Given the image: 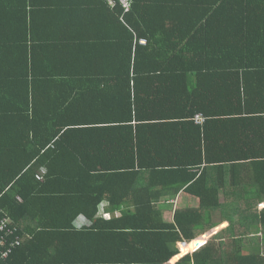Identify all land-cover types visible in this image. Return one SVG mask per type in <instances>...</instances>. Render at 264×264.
Instances as JSON below:
<instances>
[{
	"label": "trees",
	"instance_id": "trees-1",
	"mask_svg": "<svg viewBox=\"0 0 264 264\" xmlns=\"http://www.w3.org/2000/svg\"><path fill=\"white\" fill-rule=\"evenodd\" d=\"M120 12L0 0V207L22 225L0 264H264V0H133L126 24ZM90 26L112 43V74H77L79 95L55 90L71 99L43 111L44 89L75 76L42 70L44 43ZM95 82L113 90L96 100ZM181 191L195 206L159 201ZM104 197L118 216L98 214Z\"/></svg>",
	"mask_w": 264,
	"mask_h": 264
},
{
	"label": "crops",
	"instance_id": "crops-1",
	"mask_svg": "<svg viewBox=\"0 0 264 264\" xmlns=\"http://www.w3.org/2000/svg\"><path fill=\"white\" fill-rule=\"evenodd\" d=\"M80 16L88 17L85 14H81ZM85 21L86 20H84L83 22ZM81 24H83L82 21H81ZM88 28L92 32V35L88 31H84L79 36L71 37L66 41V43L65 41L63 42L65 44H60L58 46H55V45L52 46V44L50 43H44V45H48L52 49L48 50V55H47L48 59L44 63L42 70L44 72H47L50 70L66 72L68 74H72L75 76L68 77V82L66 84L56 83L61 88L60 87L56 88L55 84H52V85H49L48 87L49 89H44L45 91L51 90L52 92L49 94L46 93L42 95L40 98H37L41 102L40 105L43 111H48V107L53 103H56L57 105H65L71 99L70 97L68 100L63 101L62 98H63L64 92H61V93L58 92V95H57L56 94L57 92H55V90L61 89V90L66 91V90L72 89L71 90L72 96L79 95L78 94L79 91L82 90V85H81L82 78L80 77L76 78L77 74L96 73L98 74V76H96L97 77L96 79H100L101 78L100 75H102L103 73L107 75L112 74L113 68H114L112 67V60L114 59V56H113L114 48H112L111 46L112 43L107 42V41L101 42V40L99 39L100 37L94 36L95 34H97V30H95L91 26ZM29 43L36 44V40H31L29 41ZM107 43H109V46ZM87 60L92 61L93 65L91 67L84 66V63ZM96 62L100 63V65L97 66ZM90 90L92 91V93H94V95H96V100H99L101 96L105 95L106 97L107 93L113 89H111V83L108 85L106 82L104 84L95 82L93 86L90 87ZM99 91H103L105 93L102 92L103 93L102 95V93H99ZM30 100L32 103H34L35 98H31ZM38 100H36L35 103H37ZM30 106H32V104ZM101 201L102 202L99 207L100 214L98 212L100 216L107 217V216H113V215L118 216L119 215L118 212H113V211L110 213L106 212L107 210H105V207H107L108 205V202H109L108 198L104 197L102 198ZM159 201L160 202L167 201L168 203H173V208H178L182 206H189V207L195 206L197 199L194 196L187 194L184 191H181L175 197H169L166 200H164V198H159ZM187 201H191V204L188 205ZM173 212L174 211H171V210L166 211L163 216L164 220L168 222L173 221ZM241 217L242 216L240 214H236L233 217H231L230 220L235 221V220L240 219ZM225 222L228 223V221H225ZM85 223H88V222L87 221L85 222V220H82V217L80 219H77V221L75 222L77 227H81ZM204 230L203 229L197 230L195 232L196 237H201V235L204 232L207 233L211 237L214 233H216L220 229L214 228L213 230H210V231H207V230L204 231ZM182 247H187V246L184 245Z\"/></svg>",
	"mask_w": 264,
	"mask_h": 264
},
{
	"label": "built area",
	"instance_id": "built-area-1",
	"mask_svg": "<svg viewBox=\"0 0 264 264\" xmlns=\"http://www.w3.org/2000/svg\"><path fill=\"white\" fill-rule=\"evenodd\" d=\"M112 8L118 6L121 9L119 19L123 23H127L125 15L131 10L133 0H106ZM140 44H145V39H138ZM194 122L202 124L204 117L202 114H195L192 118ZM100 214V212H99ZM21 223V222H20ZM19 222L12 220L5 211L0 207V263L7 259L13 250L21 244L19 230L22 225ZM188 246L186 242L180 243V247Z\"/></svg>",
	"mask_w": 264,
	"mask_h": 264
},
{
	"label": "snow or ice",
	"instance_id": "snow-or-ice-1",
	"mask_svg": "<svg viewBox=\"0 0 264 264\" xmlns=\"http://www.w3.org/2000/svg\"><path fill=\"white\" fill-rule=\"evenodd\" d=\"M262 208H264V205H261Z\"/></svg>",
	"mask_w": 264,
	"mask_h": 264
},
{
	"label": "clouds",
	"instance_id": "clouds-1",
	"mask_svg": "<svg viewBox=\"0 0 264 264\" xmlns=\"http://www.w3.org/2000/svg\"><path fill=\"white\" fill-rule=\"evenodd\" d=\"M258 206H259V205H258ZM256 207H257V206H256ZM182 242H185V241H182ZM182 242H181V243H182Z\"/></svg>",
	"mask_w": 264,
	"mask_h": 264
},
{
	"label": "water",
	"instance_id": "water-1",
	"mask_svg": "<svg viewBox=\"0 0 264 264\" xmlns=\"http://www.w3.org/2000/svg\"><path fill=\"white\" fill-rule=\"evenodd\" d=\"M263 205H264V202H263Z\"/></svg>",
	"mask_w": 264,
	"mask_h": 264
},
{
	"label": "rangeland",
	"instance_id": "rangeland-1",
	"mask_svg": "<svg viewBox=\"0 0 264 264\" xmlns=\"http://www.w3.org/2000/svg\"><path fill=\"white\" fill-rule=\"evenodd\" d=\"M234 216V215H233Z\"/></svg>",
	"mask_w": 264,
	"mask_h": 264
}]
</instances>
